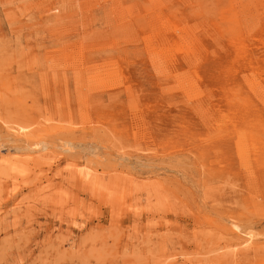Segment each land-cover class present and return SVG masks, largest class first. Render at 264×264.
Here are the masks:
<instances>
[{
    "label": "rangeland",
    "instance_id": "374dc122",
    "mask_svg": "<svg viewBox=\"0 0 264 264\" xmlns=\"http://www.w3.org/2000/svg\"><path fill=\"white\" fill-rule=\"evenodd\" d=\"M0 159V264H264V0H0Z\"/></svg>",
    "mask_w": 264,
    "mask_h": 264
},
{
    "label": "bare ground",
    "instance_id": "6f19581e",
    "mask_svg": "<svg viewBox=\"0 0 264 264\" xmlns=\"http://www.w3.org/2000/svg\"><path fill=\"white\" fill-rule=\"evenodd\" d=\"M5 124H6V127H7L9 132L17 134L20 138L21 137L25 138V140L27 142L30 141V134L29 133L33 132V130L31 129L30 123H19L16 121L6 122L5 121ZM0 161H1V159H0ZM0 164H1V162H0ZM12 168L16 170V166L13 165ZM81 176L82 177L84 176V178L88 180L90 178V173L85 172L84 174L82 173ZM233 226H234V228H238V226L236 224H233ZM232 230H233L232 228L229 229V231L231 233L234 231V230L233 231ZM237 235L238 234H235V236H237ZM238 239L239 240H237V245H241L245 248L256 247V243H257L256 235L251 233V232H244V237L238 235Z\"/></svg>",
    "mask_w": 264,
    "mask_h": 264
}]
</instances>
